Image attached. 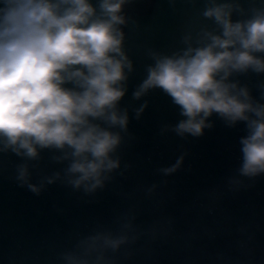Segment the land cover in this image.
Listing matches in <instances>:
<instances>
[{"label":"clouds","instance_id":"1","mask_svg":"<svg viewBox=\"0 0 264 264\" xmlns=\"http://www.w3.org/2000/svg\"><path fill=\"white\" fill-rule=\"evenodd\" d=\"M128 3L0 0V152L24 158L16 179L37 195L57 181L92 194L121 170L129 112L120 102L134 71L125 48ZM234 14L243 18L234 20ZM201 15L212 26L194 24L182 35V47L170 54L149 49L153 63L133 99L161 89L184 117L162 131L181 137L203 135L213 114L230 127L245 122L238 171L254 178L264 174V83L257 99L233 77L264 74V0L249 9L241 0H205ZM146 107L147 101L134 109L137 119ZM44 150L66 166L33 183L29 162L38 166ZM182 163L183 156L159 171L170 175ZM135 220V214L122 213L111 226L78 236L61 253L63 264H118L121 250L139 239Z\"/></svg>","mask_w":264,"mask_h":264},{"label":"water","instance_id":"2","mask_svg":"<svg viewBox=\"0 0 264 264\" xmlns=\"http://www.w3.org/2000/svg\"><path fill=\"white\" fill-rule=\"evenodd\" d=\"M241 3L249 9L262 0ZM204 5L205 0H130L125 5V48L134 71L120 102L129 112L119 150L123 175L118 170L92 194L57 181L37 195L16 179L24 158L0 152V264H63L61 253L78 236L100 224L111 226L126 212L136 215L140 236L121 250L118 264H264V174L248 178L238 171L245 122L230 127L213 114V126L203 135L181 137L171 129L162 131L184 119L171 97L159 88L139 100L132 95L153 63L149 49L170 54L183 46L181 37L194 24L212 26L201 15ZM233 79L247 84L259 99L264 74L249 71ZM145 101L147 107L137 119L134 109ZM51 156L44 150L38 166L29 162L31 182L66 166ZM181 156L177 171H159ZM153 184L157 187L149 193ZM126 250L131 252L127 258Z\"/></svg>","mask_w":264,"mask_h":264}]
</instances>
